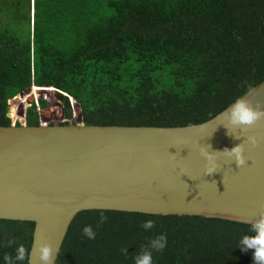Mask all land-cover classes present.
Here are the masks:
<instances>
[{"label": "trees", "instance_id": "1", "mask_svg": "<svg viewBox=\"0 0 264 264\" xmlns=\"http://www.w3.org/2000/svg\"><path fill=\"white\" fill-rule=\"evenodd\" d=\"M32 6L31 30L29 0H10L0 21V126L11 125L8 102L31 87L66 94L85 126L185 127L213 118L264 80V0H34ZM24 119L28 127L39 125L34 103ZM145 220L155 222L152 230L140 227ZM85 225L94 240L82 236ZM33 228L0 220V258L14 255L18 244L29 252ZM248 228L200 216L82 211L55 264H133V254L160 234L167 246L153 252V264H253L252 250L237 248Z\"/></svg>", "mask_w": 264, "mask_h": 264}, {"label": "water", "instance_id": "2", "mask_svg": "<svg viewBox=\"0 0 264 264\" xmlns=\"http://www.w3.org/2000/svg\"><path fill=\"white\" fill-rule=\"evenodd\" d=\"M240 98L264 111V80ZM219 114L194 125L200 131L85 126L80 110L73 125L0 126V220L34 224L27 264H40L36 248L42 244L52 248L55 264L82 211L255 222L264 213V117L229 131ZM248 136L257 138L255 146ZM239 143L244 163L237 167L221 152ZM205 150L216 163L208 175Z\"/></svg>", "mask_w": 264, "mask_h": 264}, {"label": "clouds", "instance_id": "3", "mask_svg": "<svg viewBox=\"0 0 264 264\" xmlns=\"http://www.w3.org/2000/svg\"><path fill=\"white\" fill-rule=\"evenodd\" d=\"M262 117H264V111L259 110V106L253 109L248 101L238 98L226 110L219 114L218 119H220L229 130L230 127L241 128L244 126H251ZM190 127L200 131L197 126L190 125ZM234 138L237 140L240 139L237 136ZM247 143L255 146L257 144V138L255 136H248ZM242 152V143H239L230 149H222L221 153L226 158L234 161L236 166L239 167L244 163ZM202 155L207 164L205 175L213 173L216 169V163L212 159V154L205 150ZM105 220L106 217L101 212L98 222L104 223ZM154 223L153 220H145L141 223L140 227L145 231H150L153 229ZM81 234L86 240H94L96 238V232L91 225L83 226ZM8 246H11V242H9ZM166 246V235L160 234L153 237L148 241L147 245L142 246L140 251L133 254V264H153V252H162ZM237 248H239L241 252L252 250L253 264H264V213H261L255 222L249 223L247 233L241 235L237 242ZM126 250L127 249L123 250L125 254ZM27 252L28 250L23 244H18L15 247L14 255L5 253L3 257L0 258V264H24ZM36 252L40 264H54V260L52 259V248L48 244L38 245Z\"/></svg>", "mask_w": 264, "mask_h": 264}, {"label": "rangeland", "instance_id": "4", "mask_svg": "<svg viewBox=\"0 0 264 264\" xmlns=\"http://www.w3.org/2000/svg\"><path fill=\"white\" fill-rule=\"evenodd\" d=\"M33 1L34 0H29L30 30L32 28ZM9 3L10 0H0V21L2 22L5 21L6 13L8 12L6 6ZM42 89L46 91L41 92L40 88H30L28 93L17 95L16 98L14 97L15 99L8 102V118L10 119L11 124H25V111L31 103H34V100H43L46 102V108L40 109L39 112H37L39 124L59 125L62 123H68L73 125L80 121L79 109L74 105L73 101L60 100L52 88ZM66 108H68L72 114V117L69 120L65 118ZM10 111H12V114H9ZM12 115L14 116L12 117Z\"/></svg>", "mask_w": 264, "mask_h": 264}, {"label": "bare ground", "instance_id": "5", "mask_svg": "<svg viewBox=\"0 0 264 264\" xmlns=\"http://www.w3.org/2000/svg\"><path fill=\"white\" fill-rule=\"evenodd\" d=\"M54 90V89H53ZM40 91L41 92H44V91H46V90H44V89H42V88H40ZM16 98V97H15ZM15 98H13V99H15ZM74 103V102H73ZM74 105H75V103H74ZM11 110V109H10ZM9 114H12V111H10V113ZM14 115H12V117H13ZM11 117V116H10ZM43 125V124H42Z\"/></svg>", "mask_w": 264, "mask_h": 264}, {"label": "built area", "instance_id": "6", "mask_svg": "<svg viewBox=\"0 0 264 264\" xmlns=\"http://www.w3.org/2000/svg\"><path fill=\"white\" fill-rule=\"evenodd\" d=\"M34 104H35V106H36V110H37V112H39V108H38V102L36 101V100H34ZM14 125V124H13ZM45 125V124H44Z\"/></svg>", "mask_w": 264, "mask_h": 264}]
</instances>
